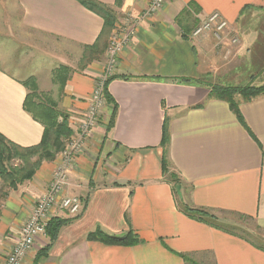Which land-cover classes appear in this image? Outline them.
<instances>
[{"label": "crops", "instance_id": "1", "mask_svg": "<svg viewBox=\"0 0 264 264\" xmlns=\"http://www.w3.org/2000/svg\"><path fill=\"white\" fill-rule=\"evenodd\" d=\"M98 1L111 7L118 21L130 15L139 22L117 57L114 75L120 77L106 80L98 121L82 140L68 172L65 193L79 196L82 210L77 217L62 211L51 215L73 219L46 250L49 236H39L21 264H33L41 251L46 254L39 264H264L263 247L181 210V204H187L236 214L264 228V94L250 100L234 96L251 134L226 101L209 95L210 85L223 78L220 68L228 55L258 54L251 49L257 32L245 28L252 12H264V0H165L147 15L151 0H121L119 5L115 0ZM186 8L188 13L181 15ZM213 12L227 21V31L236 32V46H218L211 34L190 36ZM102 25V18L77 0H0L1 135L29 147L38 144L43 133V125L23 106L25 78L7 70L1 54L15 41L22 43L24 54H34L37 42L45 53L55 40L77 48L82 57ZM182 26L190 28L187 37H182ZM228 40L227 35L222 41ZM104 55L78 70L71 68L63 90L56 88L58 107L73 117L69 125L74 135L104 71ZM27 61L24 56L16 65L23 67ZM41 75L31 76L40 83ZM164 124L168 173L162 171ZM58 159L56 155L42 162L32 178L2 202L0 264L49 184ZM170 172L188 186L186 195ZM96 228L119 237L131 230L140 241L126 246L88 240L87 234Z\"/></svg>", "mask_w": 264, "mask_h": 264}, {"label": "trees", "instance_id": "2", "mask_svg": "<svg viewBox=\"0 0 264 264\" xmlns=\"http://www.w3.org/2000/svg\"><path fill=\"white\" fill-rule=\"evenodd\" d=\"M79 1L86 9L100 16L103 20L102 29L91 46H85L82 54V66L91 61L92 59H97L105 52L108 43L109 37L112 32V29L115 27V23L117 21L115 11L99 2L98 0H77ZM121 0H115V5H119ZM187 8L181 12V15L187 14ZM195 27V26H194ZM194 29V28H193ZM192 29V30H193ZM182 37H187L190 28L187 26H182ZM191 30V31H192ZM190 31V32H191ZM68 68L63 73H67ZM70 72V71H69ZM68 72V73H69ZM67 73V74H68ZM120 77L117 75L111 76L109 79ZM65 78H63V82ZM186 82L190 80H184ZM27 89V94L25 96V100L23 103L24 109L31 114V116L39 121L43 125V133L41 140L38 144L29 147H21L18 146L9 140H7L3 135L0 134V178L7 182V186L11 189H16L18 184L25 180H29L34 175L35 171L38 169L40 165V161L43 160H52L59 151L63 148L64 139L67 138L71 134V126L66 122V116L63 113H58L53 104L51 106H47L42 103V101H33L34 98V80L33 78H27L23 81ZM264 94V85L254 86V85H246V86H222L217 84L210 85L209 95L211 97L218 98L220 100H224L228 103L230 110L235 115L238 122L251 134L248 127L245 124V121L239 111L238 103L235 101L234 96L240 95L244 100H250L251 98ZM64 115V116H63ZM59 116H63L61 122L57 121ZM168 142V134L166 130V124L163 126L162 139L160 146L163 149V157H162V171L163 173H168V164L165 155L166 144ZM30 155H37L38 159L34 162H29L26 157ZM21 157L25 163L22 166L11 167L8 166L7 163L12 158ZM170 179L179 184L180 180L177 175L173 172L169 173ZM181 210L190 218L195 219L197 221H201L206 223L214 228L220 229L224 232L237 235L246 241L254 244L259 247L255 243L247 240L241 235L236 234L232 229L228 228L226 225L218 222V219L208 210H204L201 208H193L188 206L187 204H181ZM245 217V216H242ZM73 218L70 219H62L59 217L51 218L45 229V233L49 236L50 243L45 246L48 248L51 245V242L56 238L60 228L68 223ZM87 239L92 241H99L103 244L107 245H134L140 241L137 235L133 234L131 230H129L122 239L119 236L111 235L104 232L100 228H96L94 231H91L87 234ZM46 253L41 251L35 257L33 264H39V259L45 255ZM185 258L184 255H181Z\"/></svg>", "mask_w": 264, "mask_h": 264}, {"label": "rangeland", "instance_id": "3", "mask_svg": "<svg viewBox=\"0 0 264 264\" xmlns=\"http://www.w3.org/2000/svg\"><path fill=\"white\" fill-rule=\"evenodd\" d=\"M247 21L248 26L245 29H252L257 32V38L251 46V49L258 52V54H249V57L241 55L236 56L235 54L231 56L228 55L223 60L224 62H222V67L220 68V74L223 76V78L219 79V82H214L215 80L213 81L212 79L214 83H227L233 86L240 87L249 84L254 86L264 85V54H261V51H264V12H252L248 16ZM122 23V20L116 21L115 27L114 29H112V32L109 37L108 46L105 52L102 53V55L98 58L103 57L104 54V57L106 58L107 49L110 45L111 38L113 37L115 32H117ZM227 32L229 34H227ZM227 32L225 33L224 37H227L228 35L229 40L222 41L223 44L218 43L216 40L218 46H225L224 44H226V42H228L227 44L232 47L238 44L239 40L236 32L231 29H228ZM232 39L236 41L232 42ZM21 44L22 43L15 41L13 42V45H11L12 47H8L7 50H5L1 54V56L3 57L2 63L4 64V67L7 70L15 73L17 77L25 78V80L30 77L33 78L36 90L34 91L35 93L33 101H42V103L46 104L47 106H51L52 103L54 109L58 113L65 114L66 122L67 124H70L71 121L69 119H72L73 117H71L70 114L68 115L66 111H63L58 107V104L55 100V91L56 88H59L60 91L63 90V87L65 85V81L63 82V78H66V76L68 75L67 73L71 70V68H75L78 70L79 67H81L82 61H84L81 60V52L77 48L73 50L69 45H64L59 41L53 40L50 44V50L46 49L45 53H42L41 50H39V48L37 47V42L34 54H30V52H25L24 54V50L22 49ZM20 45L21 47H19ZM47 46L49 45L47 44ZM24 56L25 60L28 59L24 66L21 67L20 65H16L17 63L23 60ZM7 60L12 61L16 66L8 64ZM67 68L69 71L67 73H63V71H66ZM36 72L42 74L40 77V83L36 82L37 78L35 79V77L31 76L32 73ZM63 116H59L57 121L61 122ZM74 139V133H71L67 138L64 139L63 148L54 156L55 158L56 155H58V162H60L61 160L63 151L69 146L70 142H72ZM26 159L29 162H34L37 161L38 156L30 155L27 156ZM52 160L42 159L40 161V165L44 161ZM23 163H25V161L21 157H16L9 160L7 165L15 167L22 166ZM23 182H21L20 184H22ZM179 182V185H181L180 190L182 195H186L188 192V186L185 183H181V181ZM12 190L15 189L9 188L7 186V182L0 178V208L2 202L5 200V197ZM211 213L218 219V222L226 225L228 228L232 229L236 234L241 235L247 240L264 248V228L258 226L255 220L226 212L214 211Z\"/></svg>", "mask_w": 264, "mask_h": 264}, {"label": "built area", "instance_id": "4", "mask_svg": "<svg viewBox=\"0 0 264 264\" xmlns=\"http://www.w3.org/2000/svg\"><path fill=\"white\" fill-rule=\"evenodd\" d=\"M164 1L151 0L145 15L157 12ZM138 22L139 18L127 15L125 21L111 38L105 58L104 71L89 97L87 111L78 119L75 139L63 151L60 162L52 172L49 184L43 194L36 200L27 220L19 229L16 242L5 257L3 264H21L22 259L33 247L36 239L45 234L47 222L51 215H54L57 211H62L71 217L80 214L83 207L82 199L79 196L65 193V187L68 184V172L82 140L90 135L92 128L98 121L99 111L105 102L104 88L106 80L114 75L119 52L134 35V26ZM227 28V21L217 12H213L191 31L190 36L197 38L205 34H211L218 43H222ZM235 41L232 39V42Z\"/></svg>", "mask_w": 264, "mask_h": 264}, {"label": "water", "instance_id": "5", "mask_svg": "<svg viewBox=\"0 0 264 264\" xmlns=\"http://www.w3.org/2000/svg\"><path fill=\"white\" fill-rule=\"evenodd\" d=\"M120 239H122L123 237H119Z\"/></svg>", "mask_w": 264, "mask_h": 264}]
</instances>
